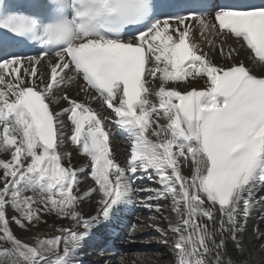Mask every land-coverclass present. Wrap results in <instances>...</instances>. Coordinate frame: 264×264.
Here are the masks:
<instances>
[{
    "label": "snow or ice",
    "instance_id": "1",
    "mask_svg": "<svg viewBox=\"0 0 264 264\" xmlns=\"http://www.w3.org/2000/svg\"><path fill=\"white\" fill-rule=\"evenodd\" d=\"M262 187L264 0H0V264H77L137 194L172 264H248Z\"/></svg>",
    "mask_w": 264,
    "mask_h": 264
},
{
    "label": "bare ground",
    "instance_id": "2",
    "mask_svg": "<svg viewBox=\"0 0 264 264\" xmlns=\"http://www.w3.org/2000/svg\"><path fill=\"white\" fill-rule=\"evenodd\" d=\"M197 39H202L197 37ZM75 95V93H71ZM66 106V105H64ZM96 106V105H94ZM110 111V110H109ZM105 115L108 113L105 112ZM111 130L113 133V147L117 159L120 162H124L127 156L128 141L122 136L120 130L114 125H111ZM67 150L72 152V163L75 166H79L83 161V157L80 156L76 149L70 144L67 146ZM91 181L87 180L85 183L81 184V190L87 189L91 185ZM137 186L143 187H158L151 181L143 180L137 183ZM143 194H137L134 196L133 201L126 205L128 212H134L129 217V222L124 229L123 238L120 248H122V253L118 255L117 264H172V241L161 235L159 232L155 231L153 225L158 224L161 227L167 226V221L163 219L164 216L169 215L167 210L162 213H156L155 211H150L147 208L141 206L137 201ZM264 197V191L258 192L256 199L259 200ZM96 197L93 196L91 201H86L82 205L83 213L85 215H94L96 212ZM165 209H167V203L164 204ZM61 226L60 222L55 220V218H48L47 225L41 228V233L49 232L54 233V227ZM64 227L68 226V222L65 221L62 225ZM258 228V232L253 234V230ZM102 229L96 233L92 238L87 239L82 243L81 248L77 252V262L80 261L79 257L81 255L84 258L88 257V262L86 264H96L95 261L101 260L107 255L115 252L110 251L107 253L99 252V247L96 250L95 245L97 240L102 236L105 239V235H102ZM19 235L23 236L25 233L20 230ZM264 234V204H257L252 214L247 222V228L243 235V242L245 245L246 256L248 264H264V239H256V236ZM101 239V240H103ZM86 246V247H85ZM101 247V246H100ZM228 249L233 256L236 255L231 242H228ZM168 258V261L166 259ZM113 261L109 258L105 263H110Z\"/></svg>",
    "mask_w": 264,
    "mask_h": 264
},
{
    "label": "rangeland",
    "instance_id": "3",
    "mask_svg": "<svg viewBox=\"0 0 264 264\" xmlns=\"http://www.w3.org/2000/svg\"><path fill=\"white\" fill-rule=\"evenodd\" d=\"M166 261H168V258L166 259Z\"/></svg>",
    "mask_w": 264,
    "mask_h": 264
}]
</instances>
